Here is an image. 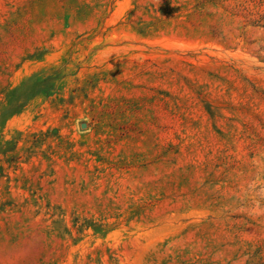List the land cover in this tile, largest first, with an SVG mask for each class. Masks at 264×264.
Returning <instances> with one entry per match:
<instances>
[{
  "label": "rangeland",
  "instance_id": "374dc122",
  "mask_svg": "<svg viewBox=\"0 0 264 264\" xmlns=\"http://www.w3.org/2000/svg\"><path fill=\"white\" fill-rule=\"evenodd\" d=\"M0 264H264V0H0Z\"/></svg>",
  "mask_w": 264,
  "mask_h": 264
},
{
  "label": "water",
  "instance_id": "95a60500",
  "mask_svg": "<svg viewBox=\"0 0 264 264\" xmlns=\"http://www.w3.org/2000/svg\"><path fill=\"white\" fill-rule=\"evenodd\" d=\"M84 125H85V124H84V123H82V124H81V127H82V126H84Z\"/></svg>",
  "mask_w": 264,
  "mask_h": 264
}]
</instances>
